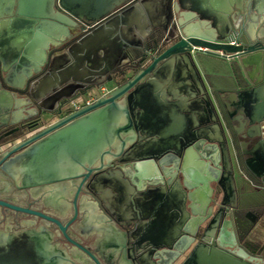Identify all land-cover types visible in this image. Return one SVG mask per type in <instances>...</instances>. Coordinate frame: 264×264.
Returning a JSON list of instances; mask_svg holds the SVG:
<instances>
[{
  "label": "water",
  "instance_id": "water-1",
  "mask_svg": "<svg viewBox=\"0 0 264 264\" xmlns=\"http://www.w3.org/2000/svg\"><path fill=\"white\" fill-rule=\"evenodd\" d=\"M12 12L10 25L0 22V172L33 191L83 169L88 177L109 159L117 163L98 178L115 185L114 220L88 235L99 258L66 239L94 264H264L238 243L226 218L237 207V181L248 175L264 184V108L257 105L264 91V0H126L115 9H88L76 0H15ZM107 31L115 35L114 55L96 51L97 69L86 71L83 49L107 46ZM29 54L39 64L20 69ZM8 60L19 62L20 87L11 88ZM214 60L224 64L213 76ZM108 61L117 69H100ZM105 75L108 93L76 108V82ZM155 83L176 91L174 102L191 106L190 128L172 132L169 113L156 112ZM226 101L246 127L241 148ZM45 103L49 108L39 109ZM0 205L65 232L53 217ZM245 217L250 224L243 241L259 220L251 210ZM0 264L76 263L52 232L40 228L0 233Z\"/></svg>",
  "mask_w": 264,
  "mask_h": 264
},
{
  "label": "flooded vegetation",
  "instance_id": "flooded-vegetation-1",
  "mask_svg": "<svg viewBox=\"0 0 264 264\" xmlns=\"http://www.w3.org/2000/svg\"><path fill=\"white\" fill-rule=\"evenodd\" d=\"M61 50L63 48H60L59 51ZM107 78L108 75H105L102 78H85L77 81L75 90L71 92L72 97L82 105L92 92L94 94L98 93V90L94 91V88H98L99 91L103 87L110 88V84L105 82ZM88 87L90 88L86 90ZM82 92H85V94H81ZM68 93V90L63 92L64 95ZM43 105L39 109L49 108L47 103ZM233 134L237 141H239L238 146L241 148V134L235 129H233ZM12 138L14 136L5 138L1 142H7ZM113 163L117 166L115 159H109L108 161H104V169L94 171L88 177H85L87 170L83 169L75 178L69 181L57 186L39 187L33 191L20 189L9 175L0 172V201L53 217L65 227V232L63 233L55 223L47 221L42 217L0 205V233L5 234V236H12L28 230L37 231L43 228L54 234V241L67 251L73 262L76 264H94L89 256L69 242L66 236L72 241L81 244L97 257V254L94 252V237L92 235L88 236L93 232L80 226L83 221L89 219L101 222L104 227L108 226V222L114 220V216L111 213L112 196L110 195H113L115 185L112 182L102 185L98 179L101 172L109 174ZM247 178L243 181H237V207L230 209L231 216L229 218L226 217L231 220V231L233 230L235 233V237L240 245H243V240H241V235L245 231L243 229H247L250 224V221L245 217V213L251 210L258 216L256 212L261 213L264 211V196L255 193L253 190L254 186H264V184L248 175ZM101 188L109 191V194H103ZM211 205L209 203V207ZM80 207L84 208V212L80 211ZM216 211L217 209L215 208L213 213H216ZM222 220H224V217L220 219V223H222ZM226 240L230 241V236H227ZM145 264L152 263L145 262Z\"/></svg>",
  "mask_w": 264,
  "mask_h": 264
},
{
  "label": "crops",
  "instance_id": "crops-1",
  "mask_svg": "<svg viewBox=\"0 0 264 264\" xmlns=\"http://www.w3.org/2000/svg\"><path fill=\"white\" fill-rule=\"evenodd\" d=\"M77 2L80 3L81 7L84 8H90V9H100V8H119L121 7L126 0H76ZM226 0H223V2ZM229 1V0H227ZM14 5H15V0H0V22L3 24H6L7 26L12 23V17L14 10ZM226 4H223V8H227ZM12 12V13H11ZM91 13V12H90ZM123 27V26H122ZM126 28V27H125ZM126 31L124 30L123 33ZM109 31L102 33V37L105 40V43L107 46H101L100 49L96 47L95 44L90 43L87 45L85 49H83L86 54L89 55V60L85 61V66L84 69L87 71H93L96 68L95 65L97 63L95 62V52L99 50V54L103 57L107 56H113L114 54L111 51L112 43L114 42L115 35L112 34L109 36ZM10 35V34H9ZM9 35H5V40L11 39ZM120 32H117L116 36H120ZM127 34H125L126 36ZM128 36V35H127ZM130 38V37H128ZM122 41L121 37H119V41ZM111 43V45H110ZM113 54V55H112ZM76 55H78V52H76ZM27 57L26 60L23 61V65L19 66L20 69L22 70H33L36 65H38V60L35 58V55H26ZM32 57V60H29V58ZM35 58V59H34ZM19 62H15L13 60H8L7 62L5 61L6 68L9 73V83L12 86L11 88L14 87H20L23 85V82L21 81V76L19 75L20 71H17V65ZM123 64H127V61H123ZM223 62L219 60H214L212 63V68L209 70L210 75H217L219 72H221L222 67H223ZM100 69H117V66L115 67L114 63L108 61L102 63V67ZM176 91L172 90L171 92L167 90L165 86H163L160 83H155L154 86L151 88V97L154 100V105H155V110L156 112L162 114V115H167L169 113V116L171 117V130L172 132H181L183 128H190L191 125L188 127V120L186 119L187 117H192L193 116V111L191 109V106L187 104L186 102H174V99L177 97ZM257 105L259 107L263 106L264 108V91H261L260 94H257ZM174 104V105H173ZM227 108L224 109L226 117L229 119L230 125L233 127V129L237 130L239 134H244L245 131V126L241 122V118L237 114L236 110L234 107L230 105V101H226ZM262 108V109H263ZM260 109V110H262ZM246 147V146H245ZM253 190L255 193H258L260 195L264 196V186L259 185V186H254ZM259 220L255 227L252 229V232L249 234L247 240L243 241V247L244 249L251 254V248L246 246V243L248 241H251V243H264V230L261 227V220H262V215L264 214V211L256 212ZM83 229H88V231L93 232L92 234L97 235L99 231L101 230L100 228L104 227L101 222L99 221H93L92 219L86 220L85 225L82 226ZM98 257V255H97ZM99 258V257H98ZM100 260V259H99ZM101 261V260H100Z\"/></svg>",
  "mask_w": 264,
  "mask_h": 264
},
{
  "label": "trees",
  "instance_id": "trees-1",
  "mask_svg": "<svg viewBox=\"0 0 264 264\" xmlns=\"http://www.w3.org/2000/svg\"><path fill=\"white\" fill-rule=\"evenodd\" d=\"M261 227L264 230V214L262 215ZM246 246L251 248L250 252H251L252 255H256V256L264 258V243H255V244H253V243H251V241H248L246 243Z\"/></svg>",
  "mask_w": 264,
  "mask_h": 264
},
{
  "label": "built area",
  "instance_id": "built-area-1",
  "mask_svg": "<svg viewBox=\"0 0 264 264\" xmlns=\"http://www.w3.org/2000/svg\"><path fill=\"white\" fill-rule=\"evenodd\" d=\"M231 45H233L235 43L234 40L230 41L229 42ZM200 49V48H199ZM201 50V49H200ZM204 50V49H202ZM109 89L103 87L100 89V91L98 90V93H95L92 92L89 97L84 101V103L82 105H90L91 103H93L95 101V99L100 96V95H105L106 93H108ZM81 105L79 104V102H76L75 103V107L78 108L80 107ZM0 152H1V149H0Z\"/></svg>",
  "mask_w": 264,
  "mask_h": 264
}]
</instances>
